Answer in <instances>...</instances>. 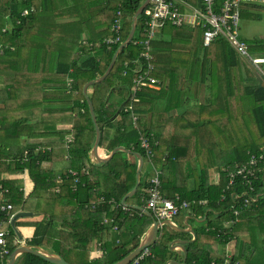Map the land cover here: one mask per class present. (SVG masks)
<instances>
[{
    "label": "trees",
    "instance_id": "1",
    "mask_svg": "<svg viewBox=\"0 0 264 264\" xmlns=\"http://www.w3.org/2000/svg\"><path fill=\"white\" fill-rule=\"evenodd\" d=\"M42 1L0 0V86L6 88L5 99L0 103V186L8 190L0 198V213L2 205L7 204L12 205V213L23 210L27 197H32L33 210L39 217L28 244L55 252L70 264H114L137 248L153 220L138 209L128 212L122 209V198L136 184L137 157L131 160L127 153L118 151L102 165L91 161L96 131L83 86L104 74L122 43L103 42L114 35L112 24L117 12L121 10L122 21L128 18L126 37L123 27L125 39L131 18L144 0H44V4ZM59 3L69 16L67 25L74 23L79 29L91 23L96 37L89 39V46H81L74 61L57 59L54 65L39 64L34 60L35 54L41 59H52L51 55L56 53L53 48H43V43L51 47L55 40L64 37L78 39L63 33L52 37V42L45 38L42 10L55 9ZM25 10L27 14H23ZM145 27L142 15L133 42L119 54L105 79L107 89L126 84L134 87L135 60L142 51ZM51 29L58 33L64 27ZM202 36L201 27L185 30L166 24L162 28L159 40L153 43V75L158 81L139 89L131 105L137 115L136 126L125 123L127 107L111 120L120 104L111 98L107 100L108 90L98 87L88 90L102 133L100 147L109 155L115 147L125 145L144 156L146 166L141 183L127 203L145 206L155 176L147 150L142 147V138H148L149 149L154 153L152 161L164 170L162 195L166 198L179 195L194 203L191 210L196 217L206 216V224L196 229V240L187 244L186 264H264V178L255 182L252 191H246L248 188L240 179L227 188L229 178L225 171L232 160L247 161L249 153H264V87L256 83L248 64L243 76L240 66L244 58L224 37H216L206 52ZM248 44L252 51L264 52V40ZM126 61L131 63L129 68L125 67ZM216 64H220V83L215 94L222 96V106L209 105L215 110L210 112L201 106L206 99L205 85L196 76V69L206 65L207 73ZM191 91L195 92L193 102L185 105ZM239 96L251 101L245 103L243 114L239 113ZM69 99L71 105L67 108L65 102ZM253 101L258 104L254 106ZM67 116L73 118L71 126L57 130ZM236 120L238 123L233 125ZM69 136L72 140L67 143V155L39 149L43 140L62 141ZM58 143L61 142H50L51 148ZM225 153L229 156L222 164L218 156ZM73 157L80 160L77 176L70 173ZM46 162L50 164L47 173L43 170ZM23 170L33 182L28 194L24 191L25 179L10 175ZM242 192L249 193L254 200L245 204L246 195L241 198L232 195ZM205 198H209V203L199 206ZM113 199L120 206L115 207ZM211 211L217 212L214 221L208 220ZM180 215L182 220L186 211ZM106 218L113 219L116 230L105 225ZM177 235L163 228L149 249L148 263L165 264L174 254L169 244ZM16 239L9 226L6 237L9 254L19 245ZM229 242L234 244L227 255L224 246ZM210 245H215L216 250L211 251ZM98 249L104 252L95 259ZM9 254L0 264H6ZM16 264L53 263L26 253Z\"/></svg>",
    "mask_w": 264,
    "mask_h": 264
},
{
    "label": "built area",
    "instance_id": "2",
    "mask_svg": "<svg viewBox=\"0 0 264 264\" xmlns=\"http://www.w3.org/2000/svg\"><path fill=\"white\" fill-rule=\"evenodd\" d=\"M248 3L264 4V0H150L143 12L146 25V37L141 42L142 51L138 56V59L135 60L137 77L135 78V86L133 92H131V97H133L135 92L142 87L154 85L158 81L153 75L155 70L153 61V43L166 24L177 28H183L185 30H192L199 26L203 27L204 32L202 38L203 44L206 47L211 45L216 37H224L240 56L247 59L255 67L256 71L264 80V56H253L249 51L248 43L244 41L240 35V8L243 4ZM27 13L28 10L23 12V14ZM112 31L114 35L106 37L103 42L106 45H115L123 42L124 28L122 25L121 10L117 12V17L113 21ZM129 65H131V63L126 61L125 67L129 68ZM259 83H264V81ZM124 116L126 121L132 117V124L136 126L137 116L131 106L126 108ZM69 141H71V139H69ZM142 147L147 150L148 156L155 170V176L152 178L151 186L149 188V199L146 202L145 208H147L159 222L173 220V218L176 215H179L182 211L191 210L194 207L193 202L183 199L179 195L174 198H166L162 195L161 176L164 174V170L159 169L154 165L152 161L154 153L149 149L150 141L148 138H142ZM39 149L44 150L41 146ZM51 150L52 148H50V151ZM249 154L247 161L239 162L232 160L226 164L225 171L229 178L227 188L231 187L237 179H240L242 184L248 188L246 191H252L255 182L264 178V153ZM70 173L77 176V167H71ZM85 173H88V171H85ZM76 181H78V179ZM60 183L61 180H59V184ZM5 192H8V190L4 191L0 186L1 199ZM232 195H234L235 198H241L246 195L247 198L245 199V204L254 200V198L247 192H242L241 194L233 193ZM224 197L225 196H223V198ZM101 201L104 202V198H102ZM111 203L115 207L120 206V203H117L114 199L111 200ZM208 203L209 198H205L204 200H201L198 205L206 206ZM122 209L128 212L132 208L122 205ZM232 209H234L236 215L239 214V211L235 209L234 206ZM1 211L0 260L5 255L9 254V249L6 245V237L8 235L9 226H11V219L15 214L12 213L11 204L2 205ZM130 214L133 215V213ZM104 223L108 228L114 230L117 229V226L111 218H106ZM150 255L151 251L148 248H145L131 264L146 262Z\"/></svg>",
    "mask_w": 264,
    "mask_h": 264
},
{
    "label": "rangeland",
    "instance_id": "3",
    "mask_svg": "<svg viewBox=\"0 0 264 264\" xmlns=\"http://www.w3.org/2000/svg\"><path fill=\"white\" fill-rule=\"evenodd\" d=\"M44 3H45V1L43 0L42 4H44ZM240 17H241L240 18V35L244 41L251 43V42H258V41L264 40V4H260V3L243 4L240 8ZM56 22L61 23L62 25L60 27H64V29L62 30V32H58V33H55L51 28L44 29V36L46 39H48L49 41L52 42V37H55L56 35H60L61 33L66 34V35H72L73 34L78 39H73L71 41V39L67 40L69 38L64 37V38H61L60 40H55L54 41L55 45H53V46L51 45V47H50V44L43 43V48H49V49L53 48L51 50H54L56 53H55V55H51L52 59H41V58H38L37 55L35 54L34 60L39 62V64L51 63L52 65H54V64H56L57 59L62 60V61H74V60H76L75 51H79L78 48H80L81 46H89L90 45V43L88 42L89 39L84 41L85 36L81 34L82 32L79 29H77V26L74 23H70L69 25H67L66 21L61 20V19H56ZM127 23H128V18H124V20L122 21V25L125 28V37H126ZM50 29H51V31H50ZM76 29H77V32H76ZM157 40H159V38ZM79 43H82V45H79ZM63 44H65V45H63ZM198 44H199V42L196 43V46H198ZM57 46L60 48H57ZM248 46H249V51L253 56H255V57L264 56V52H262V51L254 52L250 49L249 44H248ZM207 48H209V47L204 46V49H205L204 51L207 52ZM61 50H63L64 52L61 54V56H58L57 53ZM213 52L215 53V49L213 50ZM243 60H244V62L240 66L243 76L245 75V69L244 68L249 65V67L252 69V71L255 74L256 83L264 81L263 77L256 71L255 67L247 59H243ZM202 65H200L196 69V71H197L196 76H198L200 82L205 85V91H204L203 97L206 99L201 102V106L206 111L214 112L215 110H213L209 105L214 104V105L222 106V96L220 94H215L216 90L218 89L219 83H220V79L218 76V74L220 72V64H218V65L216 64L217 65L216 67L211 66V69L207 73H205L204 71L206 70V68H208V66L205 65L204 67H202ZM71 81H72V79L68 80L69 83ZM107 86L108 85H105V81H104L100 86H98V88L105 89V90L109 91L107 100H109L111 98L112 102L119 103L120 105L122 103H125L124 107H127V108L130 107L132 105V103L134 102L135 98L137 97L136 92L133 95V97H131V95H132L131 92H133L134 87L131 88V87H129L128 84L122 85L119 87L115 86L114 88H111V89L110 88L107 89L106 88ZM132 86H135V79L133 80ZM209 86H212V88L210 90H209ZM112 89H115V90L112 92L111 96H109ZM194 94H195V92L191 91V94H190L189 98L186 100L185 105H190L191 102H193L194 98L192 97V95H194ZM5 96H6V88L4 86H0V103L3 102V100L5 99ZM207 99L210 100V103H208ZM246 102L250 103L251 101H248L246 98L239 96L238 104H239V113L240 114L245 113V103ZM242 103H243V111H242ZM257 104L258 103L254 102V106ZM65 105L67 108L70 107V105H71L70 99L65 102ZM125 105H127V106H125ZM220 111H222V110H220ZM173 113H175V111H173ZM133 116H134V114H133ZM251 117H252V120L254 122V115H253L252 109H251ZM72 119L73 118L70 116H67L66 118H64L66 124L68 122H72ZM132 121H133V118L131 117L125 123L127 126H134L132 124ZM237 123H238V120H236L233 123V125H235ZM63 127L66 128L65 126H63ZM57 128L60 129V127H57ZM32 141H35V140H32ZM50 142H52L51 139H46L45 142L42 141L43 144L41 145V147H43L44 150L50 151V148H51ZM58 144L62 145V144H66V142H61ZM224 146H225V144H224ZM103 153L106 156V152L104 151ZM129 156H130L131 160H135L134 155H129ZM228 156H229L228 153L221 154L220 156H218V162L220 160V162L222 164H224L223 160L226 159ZM74 158H77V157H74ZM77 160L79 163L80 162L79 158L71 159V163L75 164L77 162ZM45 165H47L48 168L50 167V164L47 162L45 163ZM27 183H28V185H31V181L29 179L27 180ZM30 202H31V198L28 196L26 204L23 206V208H27V209L31 210L30 208H28V205L30 204ZM180 216H181L180 214L176 215L174 217L175 220L181 222L183 219L181 220ZM26 221L38 222V217L22 218V219L18 220V222H20V223L21 222L25 223ZM36 225H37V223H36ZM103 252L104 251L101 249L97 250L96 253L94 254V258L96 259V258L100 257L103 254Z\"/></svg>",
    "mask_w": 264,
    "mask_h": 264
},
{
    "label": "water",
    "instance_id": "4",
    "mask_svg": "<svg viewBox=\"0 0 264 264\" xmlns=\"http://www.w3.org/2000/svg\"><path fill=\"white\" fill-rule=\"evenodd\" d=\"M149 1L150 0H144V2L140 5V7L137 9L135 14L131 18L130 32H129L127 38L118 46V48L114 52V54L112 56V61L110 62L105 73L96 79H92V80L88 81L83 86V93L87 99V102H88V105L90 108V112H91V117H92V120H93V123L95 126V131H96L93 147H92L91 152H90L91 161L95 165H102L104 163L109 162L118 151H123L129 155H134L135 157H137L138 168H137V173H136V184H135L134 188L131 191H129L122 198L121 204L124 206H128L132 209H138L141 212L148 215L153 220L152 225H150L146 229V231L144 232V235L141 238L140 242L138 243L137 248L134 251H132L130 254L125 256L123 259L119 260L118 262H116L114 264H130L142 252V250H144L145 248H149L150 246H152L155 243V241L158 239V237H160L163 228H168L169 230H171L177 234L190 232L193 234L194 239L196 238L195 231L193 229L188 230V228H190L188 223H185L184 227H179L174 223L173 220H166L164 222H159L155 219L153 214L147 208H145V206L130 205L129 203H127V201L129 199H131L136 194L138 186L141 183L142 174H143L145 166H146L145 158L140 152L134 151L133 149H129L125 145H120V146L115 147L107 156L103 155L104 154L103 148L100 147L102 133H101V129H100V126L98 124V121H97L94 105H93V103L89 97V94H88L89 89L96 88V87L100 86L105 81L106 77L112 71L119 54L125 48H127L131 42H133L136 30H137L138 20L143 15L144 9L148 5ZM259 85H260V87H264V83H260ZM114 90L115 89H112L109 96H111V94ZM124 104L125 103H122L119 106V109L117 110L115 115L111 118V120H113L116 116H118V114L123 109ZM35 214H37V213L34 211L23 209V210L16 212L14 214V216L12 217L11 227L13 228L20 244L9 254V256L7 257V260H6V264H16L18 258L21 255L26 254V253H30V254L40 256L43 259H45V260H47L53 264H70L66 259L61 257L59 254L52 252V251H50V250H48L42 246H34V245L28 244L24 241V237H23L22 233L20 232V230L17 228L16 222L19 219L32 217ZM189 242H191V240L184 239L181 237H176V238L171 240L170 249L171 250L173 249L172 245H174V246L178 245L180 248L178 246H176V247L178 249H182L184 251L186 257H187L188 249L186 248V244H188Z\"/></svg>",
    "mask_w": 264,
    "mask_h": 264
},
{
    "label": "crops",
    "instance_id": "5",
    "mask_svg": "<svg viewBox=\"0 0 264 264\" xmlns=\"http://www.w3.org/2000/svg\"><path fill=\"white\" fill-rule=\"evenodd\" d=\"M42 14H43V18H44V21L43 24L45 25V29L46 28H51V27H57V26H61L62 24L61 23H57L56 22V19H61V20H65L66 23L68 22L69 20V16L67 13H65L64 11V8L62 6V4H58L57 7L55 9H50V8H47L45 10H42ZM40 17H42V15H40ZM74 21H77V18H74ZM200 27V26H199ZM203 28V27H201ZM79 30L82 32L81 34L85 36V39L84 41H86L87 39H90V40H93L95 39L96 37V32H95V27L93 24L89 23L88 25H84V26H81L79 28ZM203 32H204V29H203ZM67 40H70L67 39ZM73 39L71 38V41ZM248 43V42H247ZM65 45V44H63ZM82 47L78 48L79 51L81 50ZM64 51L61 50L57 53V55H60L63 53ZM78 52V51H75V53ZM89 94V93H88ZM196 100V99H195ZM199 101V100H197ZM73 121V119H72ZM72 122H68L67 124L65 123V120L64 118L62 119V122L57 126V127H60L57 128V130H65V129H68L70 126H71ZM63 126H65L66 128H64ZM71 136L65 138L64 140H59L58 138H48V139H51L52 142H66V144H62V145H57L55 147L52 148L51 152H53L54 154H65L67 155L68 154V139L70 138ZM85 141H88L89 139L88 138H84ZM45 142V140H43ZM106 152L105 149H103V152ZM104 155V154H103ZM107 156V155H106ZM72 159H77V158H72ZM79 165L78 163V160L75 164H72V167L75 168ZM43 170L44 172H48L49 168L47 165H43ZM11 176L13 177H23L25 179V188H24V191L28 194L32 191L33 189V182L32 180H30V178L28 177V172L26 170H23V171H13L11 172L10 174ZM218 174L216 175V178H217ZM30 180L31 181V185H28L27 183V180ZM57 182L59 183V179L57 180ZM31 198V202L30 204L28 205V208H30L31 210L34 208V205H35V199L30 197ZM24 210H29L27 208H24ZM34 211V210H32ZM35 212V211H34ZM37 213V212H36ZM216 216H217V212H214V211H211L210 214L208 215V220L210 221H214L216 219ZM32 217H39L38 213L35 214L34 216ZM29 218V217H27ZM37 222L35 221H26L25 223L24 222H16V226L17 228L20 230V232L22 233L23 237H24V241L27 243V241L31 238V235L33 233V230H34V227L36 225ZM177 226L179 227H184V224L185 223H188L190 228H188V230H191L193 229L196 233V238H197V232H196V229L198 227H201L203 225L206 224V216H202V217H196L193 213H192V210H189V211H186V215L185 217L183 218V220L181 222H174ZM144 235V234H143ZM143 237V236H142ZM141 237V238H142ZM177 237H181V238H184V239H188V240H191V242L189 243H193L196 238L194 239V236L192 233H179L177 235ZM159 238V237H158ZM176 238V237H175ZM141 240V239H140ZM157 241V240H156ZM155 241V243H156ZM17 244H20L18 238L16 239L15 241ZM155 243L152 245L154 246ZM188 243V244H189ZM233 242H229L227 243L224 248L226 249V253L227 255L230 254V251L233 247ZM150 246V247H152ZM176 246L178 245H172V250L170 249L171 245L169 244V250L174 252V254L169 257L165 264H186V261H187V258H188V254H187V257L184 253V251L182 249H178ZM150 247L148 249H150ZM179 247V246H178ZM180 248V247H179ZM186 248H187V244H186ZM223 248V249H224ZM188 249V248H187ZM209 249L211 251H215L216 250V246L215 245H210L209 246ZM99 250V249H98ZM138 257V256H137ZM136 257V258H137ZM172 260V261H171ZM132 263V262H131ZM130 263V264H131ZM148 261H146L144 264H147ZM149 264V263H148Z\"/></svg>",
    "mask_w": 264,
    "mask_h": 264
},
{
    "label": "flooded vegetation",
    "instance_id": "6",
    "mask_svg": "<svg viewBox=\"0 0 264 264\" xmlns=\"http://www.w3.org/2000/svg\"><path fill=\"white\" fill-rule=\"evenodd\" d=\"M69 139H71V138H69ZM69 139H68V142H70ZM71 140H72V139H71ZM68 147H69V146H68Z\"/></svg>",
    "mask_w": 264,
    "mask_h": 264
}]
</instances>
